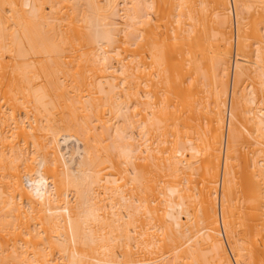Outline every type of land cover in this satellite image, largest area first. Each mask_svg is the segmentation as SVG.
Returning <instances> with one entry per match:
<instances>
[{"label": "bare ground", "instance_id": "6f19581e", "mask_svg": "<svg viewBox=\"0 0 264 264\" xmlns=\"http://www.w3.org/2000/svg\"><path fill=\"white\" fill-rule=\"evenodd\" d=\"M231 259L264 264V0H0V264Z\"/></svg>", "mask_w": 264, "mask_h": 264}, {"label": "rangeland", "instance_id": "374dc122", "mask_svg": "<svg viewBox=\"0 0 264 264\" xmlns=\"http://www.w3.org/2000/svg\"><path fill=\"white\" fill-rule=\"evenodd\" d=\"M233 29H234V27H233ZM234 36V30H233V32H232V38H234L233 37ZM240 42V41H239ZM239 44V43H238ZM235 42H232V53L234 54V52H235ZM233 60V59H232ZM230 77H231V72H230ZM230 80H231V78H230ZM229 85H230V83H229ZM227 118H228V116H226V120H227ZM227 122V121H226ZM219 209V208H218ZM231 261H232V264H233V259H231Z\"/></svg>", "mask_w": 264, "mask_h": 264}]
</instances>
